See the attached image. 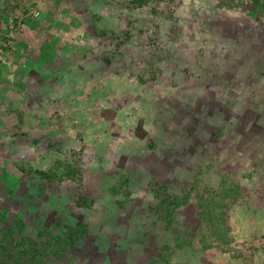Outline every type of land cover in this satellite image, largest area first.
<instances>
[{
	"label": "rangeland",
	"instance_id": "374dc122",
	"mask_svg": "<svg viewBox=\"0 0 264 264\" xmlns=\"http://www.w3.org/2000/svg\"><path fill=\"white\" fill-rule=\"evenodd\" d=\"M129 1L0 10V228L83 222L55 264H146L162 245L176 264H264V0ZM56 160L75 179L40 189L24 172ZM222 172L240 186L227 245L203 247L195 189L170 225L151 211L153 182L180 195ZM75 193L91 206L75 208Z\"/></svg>",
	"mask_w": 264,
	"mask_h": 264
},
{
	"label": "trees",
	"instance_id": "16d2710c",
	"mask_svg": "<svg viewBox=\"0 0 264 264\" xmlns=\"http://www.w3.org/2000/svg\"><path fill=\"white\" fill-rule=\"evenodd\" d=\"M129 3L139 7L146 3V0H130ZM16 5V0H0V10L8 13ZM9 14V13H8ZM241 19L243 16H239ZM11 19V17H10ZM5 31L0 30V48ZM137 79L141 80L140 77ZM67 162L56 160L51 168L43 170H31L27 173L28 179L33 180L37 177L39 188L45 187V183H53L63 178L75 179L78 169ZM226 172L219 174V180L215 187L203 186L198 191L195 181L183 187L182 193L169 194L166 187L157 182H153L151 193L156 200L151 211L164 222L166 226L171 224L174 211L183 205L192 190H196L195 207L197 217L205 234L200 233V241L203 247L209 248L210 245H227L229 241L228 226L225 221V214L229 207L234 204L240 186L229 178L226 179ZM154 181V180H153ZM44 182V184H43ZM127 184L126 178L118 181L117 186L110 187V191L116 192L118 188ZM41 191V190H40ZM39 193V192H38ZM125 196L127 191L124 192ZM72 205L75 208L88 209L92 204V199L82 193H75L71 197ZM121 205L122 202H117ZM26 223L19 217L13 216L11 224L0 228V264H55L57 260L68 261L72 256V248L78 247L86 232V225L77 221L68 224L55 215L50 219L49 226H40L35 229L33 235L24 232ZM200 232V231H198ZM187 244L178 236L175 239V247ZM167 245L161 246V252L157 260L150 259L146 264H176L169 261L167 257Z\"/></svg>",
	"mask_w": 264,
	"mask_h": 264
},
{
	"label": "flooded vegetation",
	"instance_id": "af4514ba",
	"mask_svg": "<svg viewBox=\"0 0 264 264\" xmlns=\"http://www.w3.org/2000/svg\"><path fill=\"white\" fill-rule=\"evenodd\" d=\"M256 11H258V9ZM223 21H224V19H223Z\"/></svg>",
	"mask_w": 264,
	"mask_h": 264
}]
</instances>
